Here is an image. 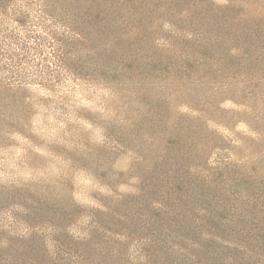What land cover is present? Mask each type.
Wrapping results in <instances>:
<instances>
[{"label":"rangeland","instance_id":"obj_1","mask_svg":"<svg viewBox=\"0 0 264 264\" xmlns=\"http://www.w3.org/2000/svg\"><path fill=\"white\" fill-rule=\"evenodd\" d=\"M48 1L0 0V264H264V0Z\"/></svg>","mask_w":264,"mask_h":264},{"label":"trees","instance_id":"obj_2","mask_svg":"<svg viewBox=\"0 0 264 264\" xmlns=\"http://www.w3.org/2000/svg\"><path fill=\"white\" fill-rule=\"evenodd\" d=\"M50 2H54V0H50ZM50 2L48 1L47 4L50 3ZM232 5H233V4H232ZM233 6H235V5H233Z\"/></svg>","mask_w":264,"mask_h":264}]
</instances>
